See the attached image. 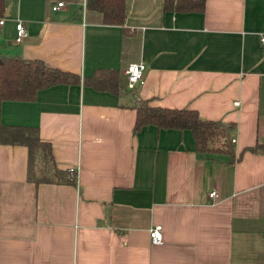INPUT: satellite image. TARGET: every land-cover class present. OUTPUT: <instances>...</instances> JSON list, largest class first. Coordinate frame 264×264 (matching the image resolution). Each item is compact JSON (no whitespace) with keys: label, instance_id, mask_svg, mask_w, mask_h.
I'll use <instances>...</instances> for the list:
<instances>
[{"label":"crops","instance_id":"crops-1","mask_svg":"<svg viewBox=\"0 0 264 264\" xmlns=\"http://www.w3.org/2000/svg\"><path fill=\"white\" fill-rule=\"evenodd\" d=\"M1 1L7 53L80 80L0 103V122L36 127L74 178L27 181L25 146L0 143V264H264V151L247 149L264 145V0H124L120 23L84 0ZM136 60L142 82L128 90ZM96 67L115 70L117 92L82 82ZM138 98L231 123L230 151L194 150L187 129H132Z\"/></svg>","mask_w":264,"mask_h":264},{"label":"trees","instance_id":"trees-1","mask_svg":"<svg viewBox=\"0 0 264 264\" xmlns=\"http://www.w3.org/2000/svg\"><path fill=\"white\" fill-rule=\"evenodd\" d=\"M203 0H163L170 9L184 10L200 8ZM83 6L101 13L102 21L120 23L124 17V0H84ZM2 1L0 0V13ZM114 69L96 67L90 76L82 77V82L96 89L117 92ZM79 74L50 65L38 57H23L18 54H0V103L3 100H32L38 89L56 83H76ZM132 129L146 124L157 128H177L190 131L194 150L230 151L228 131L231 123L205 120L190 108H169L151 106L147 99H135ZM0 143L20 144L26 148L27 181L34 183H74L72 173L60 170L53 161L49 142L41 139L34 126L7 125L0 122ZM250 151H264L263 144L247 148Z\"/></svg>","mask_w":264,"mask_h":264},{"label":"built area","instance_id":"built-area-1","mask_svg":"<svg viewBox=\"0 0 264 264\" xmlns=\"http://www.w3.org/2000/svg\"><path fill=\"white\" fill-rule=\"evenodd\" d=\"M62 4V0H55V2L50 4V8H55ZM2 18L0 17V22ZM25 34V28L22 22L17 19L14 22V36L15 41H19L21 37ZM260 42H264V37L260 36ZM145 69V64L141 60L130 61L123 68V73L125 77V88L131 90L136 83L142 82L143 71ZM71 170V168H69ZM207 196L212 198L215 196V190L211 189L207 192ZM148 238L150 243L157 244L161 242V232L160 225L155 224L148 228Z\"/></svg>","mask_w":264,"mask_h":264},{"label":"rangeland","instance_id":"rangeland-1","mask_svg":"<svg viewBox=\"0 0 264 264\" xmlns=\"http://www.w3.org/2000/svg\"><path fill=\"white\" fill-rule=\"evenodd\" d=\"M7 52L5 41H2L0 44V54H8Z\"/></svg>","mask_w":264,"mask_h":264}]
</instances>
